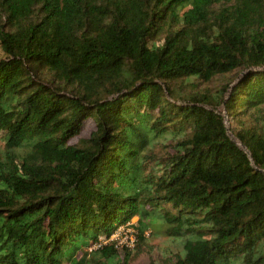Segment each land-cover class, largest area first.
Returning <instances> with one entry per match:
<instances>
[{
	"label": "trees",
	"instance_id": "obj_1",
	"mask_svg": "<svg viewBox=\"0 0 264 264\" xmlns=\"http://www.w3.org/2000/svg\"><path fill=\"white\" fill-rule=\"evenodd\" d=\"M155 216L159 264H264V0H0V264H130Z\"/></svg>",
	"mask_w": 264,
	"mask_h": 264
},
{
	"label": "rangeland",
	"instance_id": "obj_2",
	"mask_svg": "<svg viewBox=\"0 0 264 264\" xmlns=\"http://www.w3.org/2000/svg\"><path fill=\"white\" fill-rule=\"evenodd\" d=\"M242 70H236L234 73L219 76L212 84H202L196 91L204 92L206 89L212 91L221 89L228 84H234ZM93 129V124L89 123L84 131V135H89ZM134 217L132 221H137ZM152 226L146 232L145 239L147 244L144 245L143 251L135 257L130 264H150L151 262L161 263L165 257L170 260L175 258L176 253H184V244L191 238L188 236L172 237L166 234L169 227L161 217L152 218Z\"/></svg>",
	"mask_w": 264,
	"mask_h": 264
},
{
	"label": "built area",
	"instance_id": "obj_3",
	"mask_svg": "<svg viewBox=\"0 0 264 264\" xmlns=\"http://www.w3.org/2000/svg\"><path fill=\"white\" fill-rule=\"evenodd\" d=\"M137 221H130L126 224L119 225L113 233L104 239H99L92 243L88 249L94 250L107 244H113L120 248H134L138 242Z\"/></svg>",
	"mask_w": 264,
	"mask_h": 264
},
{
	"label": "water",
	"instance_id": "obj_4",
	"mask_svg": "<svg viewBox=\"0 0 264 264\" xmlns=\"http://www.w3.org/2000/svg\"><path fill=\"white\" fill-rule=\"evenodd\" d=\"M237 81V80H236ZM227 123H228V118H227V121H226Z\"/></svg>",
	"mask_w": 264,
	"mask_h": 264
}]
</instances>
